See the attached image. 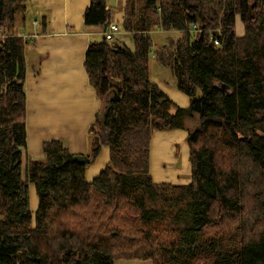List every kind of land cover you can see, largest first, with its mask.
Returning a JSON list of instances; mask_svg holds the SVG:
<instances>
[{"label":"trees","instance_id":"obj_1","mask_svg":"<svg viewBox=\"0 0 264 264\" xmlns=\"http://www.w3.org/2000/svg\"><path fill=\"white\" fill-rule=\"evenodd\" d=\"M18 9L26 0H0V264H264V0H124L134 48L107 36L84 61L103 102L89 161L54 138L26 165L28 40L14 34ZM84 16L110 28L107 0H91ZM156 28L175 37L154 50ZM153 60L189 107L152 81ZM177 129L188 131L191 180L158 182L153 135ZM104 145L110 159L89 181Z\"/></svg>","mask_w":264,"mask_h":264},{"label":"crops","instance_id":"obj_2","mask_svg":"<svg viewBox=\"0 0 264 264\" xmlns=\"http://www.w3.org/2000/svg\"><path fill=\"white\" fill-rule=\"evenodd\" d=\"M90 4L91 0H26L25 12L28 9L31 10L34 28L30 33L21 31L17 21L14 29V34L22 35L28 40L25 48L27 132L29 136L33 132L30 140L35 142V146L30 145L29 141L27 150L28 152L31 150L34 157H43L44 155L42 146L45 140H41L40 133L44 125H47V113L58 108L61 111L65 109L67 113H70L74 109V103L80 112V115H77L80 122L77 123L71 117L64 124L62 122L64 133L49 137L46 140L51 138L64 139L74 154H87L90 151L88 130L101 110L103 102L90 84L84 61L89 44L92 41H101L104 35V27L85 24L84 15ZM107 4L112 10L110 26L116 24L120 29L114 37L116 36L122 43L129 46L120 32L123 29L124 0H107ZM26 20L23 19V24L26 23ZM236 33L238 36L245 34V25L240 16H237L236 20ZM32 57L39 59V65L30 66ZM162 69L165 71L163 72ZM69 73H72L71 77ZM151 78L177 105L189 107V96L176 88L173 75L155 60L151 63ZM71 90L74 92L73 96ZM58 98L63 100L65 108L62 107V102ZM187 137L188 131L185 129L154 133L151 164L153 171L154 166H158L159 172L163 174L161 175L165 176L162 177L161 182L171 180L167 178L169 176L172 179L180 176L179 168L168 169L161 164L166 161H175L176 157L171 153L172 145L175 141L180 144L187 143ZM165 151L170 152V154L162 157L161 153ZM157 152L161 157H157V161L155 158L152 160V157H156ZM109 159L110 148L104 145L95 162L87 167V179L92 181L99 176ZM170 182L178 183L179 181ZM35 202V205L32 206L34 209L38 207V199L35 198ZM118 261L120 264H155L152 260Z\"/></svg>","mask_w":264,"mask_h":264},{"label":"rangeland","instance_id":"obj_3","mask_svg":"<svg viewBox=\"0 0 264 264\" xmlns=\"http://www.w3.org/2000/svg\"><path fill=\"white\" fill-rule=\"evenodd\" d=\"M31 13L32 12L30 9H28L26 12H22L20 9L17 10L18 27L21 29V31H25L27 33H30V31L33 30L34 26H33V20L31 18ZM24 18L27 19L25 24H23ZM120 32H121V35L125 37V40L128 42L129 47L134 48V41L132 39V36L129 33H127L124 29H121ZM150 35L153 38L154 50L161 48L166 43H168L171 38L175 37L173 32H166L165 30L159 29V28L153 29L150 32ZM111 41L115 42L116 44H119V45H125L124 43H122L120 41L119 38H116V36ZM32 65H39V59L37 60L36 58L32 57V62H30V66H32ZM162 71L164 72L165 70L162 69ZM71 75H72V73H69L70 77H71ZM71 92H72V96H73L74 92L72 90H71ZM58 99H60V102H62V107L65 108V103H63V100L61 98H58ZM75 105L76 104L74 103V109L70 113H67V111L65 109H63L61 111L60 108L47 113V117H46L47 125L46 126L44 125V127L42 129L43 131L41 130V133H40V136L42 137L41 140L44 139L45 141H47L46 139H48L49 137H54L55 135H59V134L64 133L65 130H63L62 125L66 121H69L71 119V117L74 118L77 123L80 122V119L77 117V115H80V112L78 111V108ZM62 122H63V124H62ZM191 127L193 129L198 127V122L191 125ZM32 134H33V132H31V136H33ZM28 136H29V134H28ZM31 136L28 137V142L30 141V145L35 146V142H31V140H30ZM51 139H54V138H51ZM58 139H61V138H58ZM62 140H64V139H62ZM67 144H68V142H67ZM172 146H173V149H172L173 152L171 150V153L173 154V156L175 155V157H176L175 161L163 162V164H161V166H163L164 168L166 166L168 169H171V168L178 169L179 168L180 169V172H179L180 176H178L177 178H173V179L170 176L167 178L171 179L169 181H179L178 183H187L191 180V164L189 161L188 143H181L180 144V143L175 141ZM177 148H178V151H177ZM168 154H170V152L165 151V152L161 153L162 157H166V155H168ZM159 155H160L159 152H157L156 157H152V160H153V158L156 159L157 157H161V155L160 156ZM27 156L29 158L34 157V154H33V152H31V150L29 152L27 150V152L24 154V157H25L24 165H26ZM187 156H188V158H187ZM37 157L40 158L39 156H36L34 158H37ZM156 161H157V159H156ZM159 171H160V169L158 166H156V167L154 166V171H153V167H152V172H153L154 178L156 177L155 179L158 182H161L162 177H165V176H162L163 174L160 173ZM160 176H161V178H160ZM31 191H32V195H31L32 201L31 202H32V206H33L36 203L35 198L38 199L37 194H36V188H35V185H33V184H31ZM117 264H120V262L117 261Z\"/></svg>","mask_w":264,"mask_h":264},{"label":"water","instance_id":"obj_4","mask_svg":"<svg viewBox=\"0 0 264 264\" xmlns=\"http://www.w3.org/2000/svg\"><path fill=\"white\" fill-rule=\"evenodd\" d=\"M107 31H108V25L106 24L104 26V35L103 38L105 39L107 37ZM0 44H1V38H0ZM110 99H108L109 101ZM75 159L81 162H88L89 161V157L85 154H76L75 155Z\"/></svg>","mask_w":264,"mask_h":264},{"label":"built area","instance_id":"obj_5","mask_svg":"<svg viewBox=\"0 0 264 264\" xmlns=\"http://www.w3.org/2000/svg\"><path fill=\"white\" fill-rule=\"evenodd\" d=\"M195 28H197V26H195ZM120 29L116 24H112L110 26V29L107 31V36H109V38L112 40L114 38V35L116 32H118ZM1 38V36H0ZM216 43L218 44V42L216 41Z\"/></svg>","mask_w":264,"mask_h":264}]
</instances>
